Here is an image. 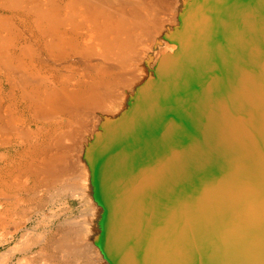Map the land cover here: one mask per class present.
Instances as JSON below:
<instances>
[{
    "label": "water",
    "instance_id": "95a60500",
    "mask_svg": "<svg viewBox=\"0 0 264 264\" xmlns=\"http://www.w3.org/2000/svg\"><path fill=\"white\" fill-rule=\"evenodd\" d=\"M196 7L202 37L165 57L180 75L96 139L110 264H264V0Z\"/></svg>",
    "mask_w": 264,
    "mask_h": 264
},
{
    "label": "bare ground",
    "instance_id": "6f19581e",
    "mask_svg": "<svg viewBox=\"0 0 264 264\" xmlns=\"http://www.w3.org/2000/svg\"><path fill=\"white\" fill-rule=\"evenodd\" d=\"M199 2L0 0V246L22 231L6 249L10 254L45 241L27 235L25 221L33 216L34 197L42 196L33 187L53 186L86 200L84 219L67 221L64 255L110 264L101 243L107 210L97 194L96 139L105 123L124 120L157 79L180 75L175 61L165 57L202 37L204 29L193 30ZM239 40L227 43L234 54H221L232 57V65L240 58ZM191 55L194 61L204 57L202 65L208 62L201 49ZM15 209L22 217L13 219ZM10 224L15 230L8 232ZM26 256L44 258L40 252Z\"/></svg>",
    "mask_w": 264,
    "mask_h": 264
},
{
    "label": "rangeland",
    "instance_id": "374dc122",
    "mask_svg": "<svg viewBox=\"0 0 264 264\" xmlns=\"http://www.w3.org/2000/svg\"><path fill=\"white\" fill-rule=\"evenodd\" d=\"M197 59L199 62L204 61V57L202 56H198ZM66 122L67 119H63V123ZM2 153L3 145H0V170L3 168L4 164ZM12 153H15V149L12 150ZM33 179L34 178L31 177L28 180V183L31 186L36 183L35 179ZM42 188L43 187L41 185L33 187V190H35L39 195L42 196H40V198L38 199L34 197L32 203L33 216L30 217L28 221H25L28 227L27 231L25 232H28L27 235H39L42 240L45 241L43 242V244H38V246L36 245L34 247H26L25 252L16 251L15 254H10L6 249L17 244L16 240H20V236L22 234V231L20 230V232L15 235L14 240L11 241L7 245V247L0 246V264H85V260L75 262L72 256H66V253L64 255L63 250L67 249L68 247V244L65 243L64 240L65 238H67V221L72 220L74 222V220L81 221L82 219H84V217L82 216H85L86 214V207L83 203L86 200H82L79 197H72L71 192L69 193V191L65 190L63 187V189H55L53 186H51L49 191H42ZM24 196L26 197L27 203V194H25V192ZM3 206V203L0 204V212H3ZM22 214H24L22 213V211L15 209L13 219L22 217ZM7 230L8 232L14 231L15 225H8ZM8 236L9 235L7 234L4 238H7ZM2 238L3 235H0V241L3 240ZM39 252L40 254H43L44 258H41L39 260L37 259V261H29V259L23 257L27 255L26 257L31 258L33 256H36ZM46 257L48 260H46Z\"/></svg>",
    "mask_w": 264,
    "mask_h": 264
}]
</instances>
